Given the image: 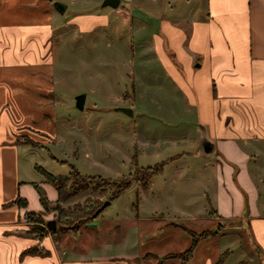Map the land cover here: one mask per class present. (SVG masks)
Here are the masks:
<instances>
[{"label":"crops","instance_id":"1","mask_svg":"<svg viewBox=\"0 0 264 264\" xmlns=\"http://www.w3.org/2000/svg\"><path fill=\"white\" fill-rule=\"evenodd\" d=\"M52 1L0 0V264H182L161 256L185 249L123 251L143 234L157 244L168 231L174 242L180 241L182 228L172 223L140 234L142 225L158 220L156 207L146 214L137 209L133 217L125 210L116 217L99 213L75 232L48 233L41 241L28 233L33 224L28 212L51 219L58 197L35 168L38 164L34 169L41 177L24 180L18 163L21 153L35 154L40 147L50 157L45 143L58 137L55 36L135 30L148 31L150 62H159L186 109L197 114L198 132L213 143L210 153L199 152L195 171L211 180L201 188L216 223L224 224L229 235L245 231L253 243L251 254L237 253L242 260L231 258L233 242L222 245L221 253H227L222 264H264V0H119L117 7L81 0L90 11L79 10L70 18L58 13ZM64 5L66 11L69 5ZM25 135L43 144L34 148L16 141ZM174 155L161 160L164 168L186 154ZM35 185L43 191L47 210ZM16 198L25 203L13 202ZM181 213L188 220L200 218L188 210ZM35 244L45 252H25ZM198 246L186 264H215L209 256L198 259Z\"/></svg>","mask_w":264,"mask_h":264},{"label":"rangeland","instance_id":"2","mask_svg":"<svg viewBox=\"0 0 264 264\" xmlns=\"http://www.w3.org/2000/svg\"><path fill=\"white\" fill-rule=\"evenodd\" d=\"M94 1L98 4L102 2ZM57 3L69 5L66 11L57 9L58 13L68 18L79 10L91 9L82 6L81 0L52 1L55 7ZM71 29L70 26V32ZM149 38L147 30L55 36L53 56L58 102L55 104L54 122L58 137L50 139L45 145L58 160L67 162L50 159L49 152L41 147L35 154L21 153L18 162L20 177L24 180L40 178L34 169L35 164L54 176L68 175V163H72L81 174L124 179L135 166L154 165L170 155L186 154L180 161L168 164L161 173L154 175V183L151 179L147 189L138 181L132 182L100 214L105 218L116 217L125 210L133 217L137 209L146 214L156 207L155 210L161 211L157 216L160 220L149 221L147 227L142 225L140 234L154 230L160 223L170 226L172 222L185 225L196 233L217 229L218 234L199 241L198 259L209 256L216 261L222 254V247L233 242L231 258L242 260L245 257L237 253L243 250L245 254H251L253 243L245 231L241 235H229L225 233L227 228H220V223H216V214L201 188L204 182L211 184V180L200 176V171H195L199 165L197 160L201 159L197 114L191 108L186 109V100L163 73L159 62H150L153 52L147 43ZM83 93L84 107L79 109L76 97ZM122 107H129L132 114L118 110ZM2 110L3 107L0 113ZM39 143L43 144V139ZM189 154L196 155V159L187 157ZM112 190L110 186L106 191L89 188L61 204L68 209L78 203L103 202ZM202 204L206 206L203 211ZM185 210L189 215L200 218L188 220L186 214L181 213ZM171 213L177 214L178 218H172ZM56 214L57 211H54L52 218L46 219V222ZM205 216L212 220L203 219ZM178 230L179 242H174L168 231L164 232L163 243L157 244L150 243L154 239L143 234L138 244H132L131 239L123 251L143 253L149 247L165 251L185 249L190 243V236L186 231ZM66 231L75 232L66 228L62 230Z\"/></svg>","mask_w":264,"mask_h":264},{"label":"trees","instance_id":"3","mask_svg":"<svg viewBox=\"0 0 264 264\" xmlns=\"http://www.w3.org/2000/svg\"><path fill=\"white\" fill-rule=\"evenodd\" d=\"M20 143L23 144H30L31 146H39L40 143L33 140L32 138L28 136H21L18 137L17 140ZM50 157L52 160L61 161V162H67L64 160H58L57 157L50 154ZM165 164V161H160L154 163V165L151 166H135L134 170L124 179H110L103 177L101 175H92V174H81L72 163H68L69 166V173L68 175H52L51 173L45 171L42 167L35 166L37 171L40 174H43L47 181H49L54 188L58 192V197L56 201L54 202V205L52 206L53 211H57L56 216H53V221L55 222L54 229H49L47 226L46 219L39 215H34L32 212H28L27 219L31 220L33 223L36 224L28 230V233L33 235L35 238H37L39 241L43 239L44 236L48 235V233L52 234L53 236H56L57 234L62 233V230L64 228L68 230H77L81 225H84L85 223L92 221L96 218V216L99 215V213L103 210H99V208L102 206L104 202L102 201H92L88 202L84 205H81L80 203L73 205L72 207L68 209H64L62 207L63 202L70 199V197H74L79 195V193H83L85 190H108V186L113 187L112 192L108 195V198L106 201H113L116 197H118L124 190L129 188L128 186L134 182L138 181L141 183V186L147 189L148 183L151 181V179L154 178V175L161 173L163 166ZM71 178V180H69ZM37 188L39 194H40V202L43 204L45 210L48 208L47 201L43 195L42 190L38 188V186L35 185ZM13 202H16L18 204H24L25 201L21 198H16L13 200ZM11 202V203H13ZM99 212L97 213V211ZM40 223V224H39ZM38 224V225H37ZM173 225L179 226L184 231H186L190 236V244L185 248L184 251L181 252H171L166 253L162 255L161 260L176 258L181 261L182 264H186V262L192 257V254L194 250L199 245V241L206 239L208 237H212L213 235L218 234L217 229L213 230H203L199 233H196L193 229L188 228L185 225L172 222ZM219 227L226 228V226L222 225L220 223ZM26 253H39L43 254L44 248L41 249L38 247V244L29 246V249L25 251ZM221 256L215 261V264H222L223 261L226 258V254Z\"/></svg>","mask_w":264,"mask_h":264},{"label":"water","instance_id":"4","mask_svg":"<svg viewBox=\"0 0 264 264\" xmlns=\"http://www.w3.org/2000/svg\"><path fill=\"white\" fill-rule=\"evenodd\" d=\"M102 4L104 6L106 5H109V6H112V7H117L119 5V0H103ZM56 5V8L60 11V12H63L64 9H65V5L63 4H55ZM84 98H85V93L81 94V95H78L76 97V104L78 106L79 109H82L84 107ZM118 110H120L121 112H125L126 114L128 115H131L132 114V110L129 108V107H122V108H118ZM199 147H200V151L203 153V154H208L210 153V151L212 150L213 148V143L210 142L207 138V136L204 134V133H199ZM104 203L102 204V206L99 208V210L101 209H104L107 205L110 204L109 201H103ZM99 210L97 211V213L99 212ZM47 226L49 229H54L55 227V222L53 220H50L48 223H47Z\"/></svg>","mask_w":264,"mask_h":264}]
</instances>
